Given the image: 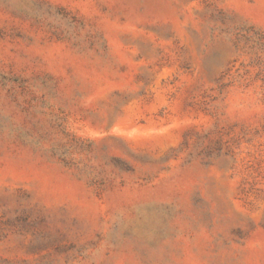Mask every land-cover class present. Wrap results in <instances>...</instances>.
I'll return each instance as SVG.
<instances>
[{"label":"rangeland","instance_id":"1","mask_svg":"<svg viewBox=\"0 0 264 264\" xmlns=\"http://www.w3.org/2000/svg\"><path fill=\"white\" fill-rule=\"evenodd\" d=\"M0 264H264V0H0Z\"/></svg>","mask_w":264,"mask_h":264}]
</instances>
